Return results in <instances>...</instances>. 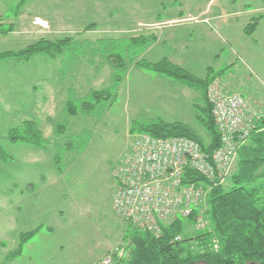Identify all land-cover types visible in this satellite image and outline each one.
Returning <instances> with one entry per match:
<instances>
[{
	"label": "rangeland",
	"instance_id": "rangeland-1",
	"mask_svg": "<svg viewBox=\"0 0 264 264\" xmlns=\"http://www.w3.org/2000/svg\"><path fill=\"white\" fill-rule=\"evenodd\" d=\"M254 2L257 0H28L23 3L20 12L29 10L49 20L53 18L54 37H67L66 43L72 42L63 51L64 59H46L45 64L39 62L35 66L17 63L18 70L43 67L56 74V63H62L63 69L72 66L82 70L71 76L9 75L8 87L16 86L25 94L30 84L40 81L42 94L51 93L53 98L38 105V95L24 96L22 104L18 102L20 106L0 99V150L7 156V159L0 157V264H95L107 252L126 246L131 226L112 208L116 184L113 174L121 158L131 150L135 135L142 132L139 124L185 118L191 126L202 130L195 117H187L192 108L188 100L178 97L173 88L177 82L161 75H125L122 66L125 64L127 69L128 58L136 56L135 52L141 49L124 43L121 38L137 32L154 34L156 42L145 48L143 58L157 61L166 56L202 78L208 67L221 69L223 75L238 68L227 62L228 53L248 55L264 78V20L258 19L251 36L227 28V22L231 21L229 12L245 10L255 6ZM15 3L16 0L0 3L3 11L0 17L6 27ZM186 5H194V17H186L191 14L184 10ZM206 6L225 14L215 20L220 24L216 31L208 26L198 30L193 22H188L199 17L197 9ZM262 14L264 10L260 17ZM129 28L134 32L127 31ZM84 30L88 31L84 34L88 40H76ZM19 31V46L25 47L39 39L27 36L26 29ZM223 33L229 35V45L222 40ZM5 47L6 43L0 45V49ZM107 58H122L124 63L113 68L106 62ZM114 73L119 75L120 82L112 79ZM53 83L57 88L52 89ZM71 85L77 86L75 93ZM138 85L140 92L136 89ZM4 86L0 84V97L4 95ZM104 88H109V92L98 100L92 96L77 99L92 89ZM63 96L73 100L78 108L77 116H70L64 107L61 109L58 100ZM24 121L36 123L50 143L46 147L13 143L8 132ZM54 121L57 129L53 134ZM36 228V233L21 245L19 254L6 258L18 247L19 236ZM118 255L125 256V251L123 254L120 250Z\"/></svg>",
	"mask_w": 264,
	"mask_h": 264
},
{
	"label": "trees",
	"instance_id": "trees-1",
	"mask_svg": "<svg viewBox=\"0 0 264 264\" xmlns=\"http://www.w3.org/2000/svg\"><path fill=\"white\" fill-rule=\"evenodd\" d=\"M259 18L260 16L255 17L246 26V33L252 32ZM9 28L4 27L2 31H8ZM133 39L134 42L140 41L135 46L142 50L152 37ZM67 40V37L56 40L42 37L17 51H0V59L16 57L28 60L37 54L55 56L64 50ZM139 51L137 50L135 55ZM134 62L149 71L200 90L204 100L197 104V121L203 133L186 123L157 120L139 124L142 132L138 134L145 133L155 137L184 136L197 141L204 151H214L220 143L219 133L206 97V88L215 78L212 74L213 68L208 67V76L200 78L166 58L156 62L141 58ZM112 79L120 82L119 75L115 73ZM108 92L109 88L92 89L79 100L87 96L98 100ZM77 109L73 101H69L65 106V111L70 116H77ZM52 125L54 134L57 122L54 121ZM8 138L13 143L36 147H46L50 142L33 121H24L20 126L11 129ZM0 157L7 159L1 150ZM189 182L201 185L207 191L204 205L201 207L202 215L207 221L206 227L203 230L195 228L194 215L200 208H196L190 216L177 217L162 226L159 235L129 224L131 231L124 247L126 254L118 257L114 253V264H264V120L259 119L239 145L232 169L223 183L211 184L191 170L185 172L183 177V184ZM36 231L37 228L19 236L16 253L20 252L21 245ZM175 236H180V239L175 240ZM212 238L218 241L217 250L208 247Z\"/></svg>",
	"mask_w": 264,
	"mask_h": 264
},
{
	"label": "built area",
	"instance_id": "built-area-1",
	"mask_svg": "<svg viewBox=\"0 0 264 264\" xmlns=\"http://www.w3.org/2000/svg\"><path fill=\"white\" fill-rule=\"evenodd\" d=\"M206 97L219 133V146L207 152L188 137L136 134L131 150L121 158L113 174L116 184L112 208L121 220L159 235L162 226L200 208L194 215L195 228L206 227L201 207L207 191L194 182L183 184L185 172L200 174L211 184L223 183L239 145L262 115L239 93L224 91L217 77L208 84ZM179 239L180 236H175V240ZM208 247L217 250V239L212 238ZM120 250L124 254V248L116 247L95 264H114V253L123 256L118 255Z\"/></svg>",
	"mask_w": 264,
	"mask_h": 264
},
{
	"label": "crops",
	"instance_id": "crops-1",
	"mask_svg": "<svg viewBox=\"0 0 264 264\" xmlns=\"http://www.w3.org/2000/svg\"><path fill=\"white\" fill-rule=\"evenodd\" d=\"M21 1L22 0H16L15 6L13 9V15L11 18H8L5 22L6 24L9 22V24L7 25V27H10L8 31H2L4 29V27H6V26L4 25V21L0 17V45L6 43V47L3 49H0V51H17V50L23 48L22 46H19V42H18L19 37H20L19 36V34H20L19 30L20 29H26L27 30V33H26L27 36L34 35V36L39 37V38L45 37V38H48L51 40H56V38L54 37L56 34V30H54L56 27V24H55L53 18H50V20H49L48 18L41 16L39 14H35L34 12H31L29 10H23L20 12V10L23 6V3L25 1L28 2V0H25L24 2H21ZM30 1H32V0H30ZM2 2H3V0H0V3H2ZM254 5L255 6H252V7L249 6V8H247L245 10L229 12L227 15H229L231 17V21L227 22V28L230 31L231 30L234 31V33H235V29H238V32H241L242 34L251 36L253 34V32L256 31L258 22L261 20H264V14H262L263 16L259 18V21L257 20L256 25H255L254 29L252 30V32L251 33L245 32L246 26L251 21H253L255 17H258L256 15H259V13L263 12L264 0H257V2H254ZM183 8L187 13H191V14H189L190 16L189 15L186 16L187 18L195 16L194 15V5H186ZM2 12L3 11H0V13H2ZM179 13H181V12H179ZM197 14L199 15L198 18H194L193 20L188 21V22H193L192 24L198 30L204 26H208L210 28V30L212 29L214 31H216V27H220V24L217 23L215 20L217 18L223 17L225 15V14H220V12L215 11V9L213 7L209 8L208 6H206L204 8L197 9ZM179 17H181V16H179ZM183 18H185V17H183ZM205 19H207V21H205ZM223 19L225 20L226 18H223ZM85 28H87L88 31H91L90 26H88V27L86 26ZM88 31L84 30V33L82 35H80V37H78L76 40H82L84 42L87 41L88 39L86 36H88V35H84V34L87 33ZM127 31L134 32V30L132 28L127 29ZM191 32H192L191 35H193L194 30L192 29ZM134 37H140V38L152 37V40L149 41L147 43V45L137 53L136 57H131L130 54H127V56H130V58H128V60L126 61V62H129L128 68L127 69L124 68L125 64L122 66V68L125 71L124 72L125 75L128 73H143V74L154 76V77L160 76L159 74L154 73L152 71H149V70L141 67L140 65L135 64V62H134V60H136V59H141V58L145 59L142 57L143 53L146 51L145 48L147 46L151 45L152 43H155L157 37L154 34H150V33L146 34L144 32H142V33L137 32L136 34L130 33L129 35H127V37H122L121 40L125 41L124 43H128V44H131L132 46L133 45L135 46L136 44L140 43V41L134 42L135 41L133 39ZM76 40H73V43L74 42L76 43ZM222 40L228 45L231 43L229 35L226 33H223ZM71 42H72L71 40L68 41V43H66V46L68 44H70ZM66 46H65V48H66ZM63 51L61 53H58L55 56H50V55H46V54H37L28 60H22V59L16 58V57H6V58L0 59V63L3 64V67L0 68V76H1L0 84L6 85L2 89L4 92V95H2L0 97V99L4 102H5V100H7V102H13L15 105H19L18 102H20V105H21L22 101L24 99V96L35 97L36 95H38V102H37L38 105H42V103H44L46 100L48 101L49 98L52 99L53 97H52L51 93H46L45 95L42 94L43 90H41L42 84L40 81H37V82L30 84V89L25 94L23 93V91H21V90L19 91L18 87H16V86L8 87L7 85L10 83L9 75L10 76L16 75V76L25 77L28 74L43 73V74L51 76V77L58 76L59 74H61L62 76H71L74 73H76L78 70H82V68L77 69V67L72 68V66L67 68V69H63L64 67H63L62 63H59V64L56 63L54 65L57 68L56 74H52V73L48 72L43 67H41V68L32 67L26 71L18 70L20 68L16 67L17 63H19V64L23 63L25 65L33 64L35 66L36 64L39 65V62L41 64H45L44 60H46V59L47 60H49V59H51V60H53V59H64L65 54L63 53ZM228 56L230 58L228 59L227 62L230 63V65L232 64L233 66H237L238 68H235L234 71L230 72L228 75H223V73H220L221 69L215 70L213 67L212 74H214V77H217L220 79L221 86H222V89L224 91L229 92V93H231V92L239 93L241 96H243L245 99L248 100L252 109L262 112L260 119L264 120V78L261 76V74L257 70L258 68H255V66H253L251 64L252 61L248 55L242 56L238 53L233 54V55L228 53ZM255 56H257V55L255 54ZM161 58L168 59L166 56H162ZM130 59H132L133 61L132 62L129 61ZM160 59H158L157 61H159ZM121 60H122V58H117V59H114V58L108 59L107 58L106 62L114 68V66L116 67L120 64L119 61H121ZM145 60H147V59H145ZM147 61H150V60H147ZM150 62H156V61H150ZM12 64H14V65H12ZM207 70L208 69L205 70L206 73L203 76V78H206L208 76ZM260 71H262V70H260ZM246 73H249L251 75H249V77H248V76H246ZM151 74H153V75H151ZM200 78H202V77H200ZM171 80H173V79H171ZM173 81H175V80H173ZM174 84H176V85H174L173 88L177 92L178 97L183 99L185 102L188 100L190 105H191L192 110L188 111L187 117H195L197 120V108H198L197 104H200L204 101L202 96H201L200 90L186 86V85L182 86L181 83H179V84H181V85H179L178 82L174 83ZM55 88H57V84L53 83L52 89H55ZM140 88H141L140 85L136 86V89L138 92H140ZM71 89L75 93L77 91V86L71 85ZM17 93L19 94V101H18V94ZM63 94H65V89H64ZM116 96H117V94H116ZM75 97H77V95ZM81 98H83V97H79L77 99L79 100ZM69 101H73V100H70V98L65 99L64 96L62 99L58 100L59 104L62 103L61 109H63V107H64V110H65V106ZM62 112H59V113H62ZM175 121L191 125L190 123H188L185 120V118H176V120H174L172 122H175ZM192 127H194V126H192ZM49 143L50 142H48V144ZM15 250L13 252H10L9 255H6V258H9V259L15 258V256H17L19 254V253H16Z\"/></svg>",
	"mask_w": 264,
	"mask_h": 264
},
{
	"label": "water",
	"instance_id": "water-1",
	"mask_svg": "<svg viewBox=\"0 0 264 264\" xmlns=\"http://www.w3.org/2000/svg\"><path fill=\"white\" fill-rule=\"evenodd\" d=\"M247 264H256V263H247Z\"/></svg>",
	"mask_w": 264,
	"mask_h": 264
}]
</instances>
